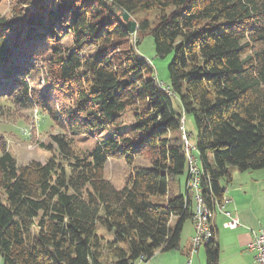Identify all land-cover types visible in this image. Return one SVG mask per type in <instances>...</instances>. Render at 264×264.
<instances>
[{
  "label": "trees",
  "instance_id": "trees-1",
  "mask_svg": "<svg viewBox=\"0 0 264 264\" xmlns=\"http://www.w3.org/2000/svg\"><path fill=\"white\" fill-rule=\"evenodd\" d=\"M133 34L137 48L146 34L156 56H172L168 91L135 53ZM39 59L43 86L32 78ZM3 102L9 117L36 107L60 130L40 143L52 153L44 162L18 164L0 141L2 264L146 262L179 248L191 219L183 114L193 116L208 204L225 193L220 179L229 182L233 169L264 168V0H20L0 15ZM70 134L94 144L76 151ZM140 155L150 166H132ZM108 158L130 167L121 188L103 176ZM202 247L205 264H217L214 237Z\"/></svg>",
  "mask_w": 264,
  "mask_h": 264
},
{
  "label": "rangeland",
  "instance_id": "rangeland-1",
  "mask_svg": "<svg viewBox=\"0 0 264 264\" xmlns=\"http://www.w3.org/2000/svg\"><path fill=\"white\" fill-rule=\"evenodd\" d=\"M20 0H0V15L8 16L11 13L12 7L18 5ZM134 13L133 17L140 18L144 13ZM148 18L153 21L154 16L152 12H149L147 14ZM132 19V18H131ZM134 20V19H133ZM136 32V31H135ZM139 36H137V39ZM136 37L133 34L131 36V43L134 45V51L137 54L142 55L145 59H147L153 69V75H155V78L157 81L161 84H164L165 86L168 83V70H167V64L171 60L172 56L168 55L166 57H158L155 55L154 51V43L152 40V37L150 35L141 34L140 35V42L139 46L137 48L136 43ZM63 44L68 45L69 39L68 37L64 38L62 40ZM92 51V49H87V52ZM86 52V54H87ZM39 53L36 54L38 56ZM39 58V57H38ZM47 59L46 57H43ZM38 70L34 72L32 78L33 80H38L40 84H45V78L43 76L44 69V59L38 60ZM40 70V71H39ZM55 83V82H54ZM41 86V87H42ZM67 103V101H66ZM172 104L174 108H177V100L175 98H172ZM0 105H5L3 102ZM178 109V108H177ZM6 110V109H5ZM4 110V111H5ZM35 110V109H34ZM34 110H29L20 114V117L15 118L9 117L6 112L0 111V117L3 118L5 116V119L0 120V141H2L3 144H5L6 149L15 157L18 164H25L31 160H38L41 162H44L46 159H48L51 156V152H49L46 148L42 147L40 143H43L44 145H50L49 144V133L51 131H59L56 126H53L52 120L48 116H43L39 114L41 111L36 108L37 113ZM36 113V114H34ZM183 120H184V131L189 135V142L190 144L195 143V124L193 120V116L191 114H183ZM124 121L129 122L131 121L130 114L128 113L126 116H124ZM103 136L106 135V132L103 131ZM70 139H72V146L76 149L81 150H87L88 148L92 147L95 140L93 137H87L85 134H70ZM195 154V152H193ZM146 155H140L134 157V161L132 163V166L138 167V166H150V160L147 158ZM208 161L211 162V156L207 155ZM200 162V161H199ZM264 169V168H263ZM260 170V169H259ZM252 171V170H250ZM244 173V172H240ZM130 174V167L126 164L125 160L123 158H108V160L105 163V167L103 170V176L105 179L110 180V182L113 184L115 188H121L125 185V183L128 180ZM179 188L183 190L184 188V175H180L178 178ZM222 186H225L229 184L230 188H234L236 186L234 184V181L227 182V179L225 177L220 179ZM259 199H261L259 196L256 198L255 202L253 203L255 210H263L264 212V205L259 202ZM195 204L192 203V207H194ZM248 210V209H247ZM262 212V213H263ZM246 214V213H245ZM171 224H174V219H172ZM187 226L184 225V235H182V240H180V248L187 247V237H186V230L187 232L190 230V224L187 222ZM98 231L103 232L104 229L98 227ZM107 239H112L114 237L113 234L106 232ZM181 250V249H180ZM177 249H171L167 251H156L154 255L149 259L151 260V264H169L168 260L173 262L177 261V258L175 256H167L168 254L175 253L177 256L180 255L181 251ZM199 254L203 255V247L200 246ZM148 260V261H149ZM146 261V262H148ZM196 261V258H195ZM0 264H2L1 256H0ZM142 264H145L142 262ZM194 264V259H193Z\"/></svg>",
  "mask_w": 264,
  "mask_h": 264
},
{
  "label": "crops",
  "instance_id": "crops-1",
  "mask_svg": "<svg viewBox=\"0 0 264 264\" xmlns=\"http://www.w3.org/2000/svg\"><path fill=\"white\" fill-rule=\"evenodd\" d=\"M232 181L236 185L234 188H230L229 184L224 186L226 195L231 200L226 207L235 212L240 226L235 229L224 228L222 223L225 217L218 212L214 213L212 226L214 228V239L219 247L217 264H254V253L247 248V245L252 238V232L264 226L263 210L253 208V203L258 196L261 198L259 202L264 205V169L245 171L244 173L233 169L230 182ZM187 222L190 224V230L188 232L186 230L187 247L180 248L179 244L180 255L177 254L176 256L175 253H171L167 256L177 258L174 264H193V259L194 264H205L204 250L202 257L199 254L200 247L193 253L190 252L191 238L194 231L191 219L184 222L180 240L184 235V225L187 226ZM100 233L105 234V231ZM167 260L169 264H173L169 259ZM151 262L149 260L145 264H151Z\"/></svg>",
  "mask_w": 264,
  "mask_h": 264
},
{
  "label": "built area",
  "instance_id": "built-area-1",
  "mask_svg": "<svg viewBox=\"0 0 264 264\" xmlns=\"http://www.w3.org/2000/svg\"><path fill=\"white\" fill-rule=\"evenodd\" d=\"M161 87L168 91L164 84L159 83ZM180 130L182 133L183 149L187 163L186 189L190 192L191 221L193 224V237L191 238L190 252L193 253L203 244L208 243L214 237V228L212 226L214 213L218 212L225 217L222 223L224 228L235 229L240 226L239 219L234 211L227 209L226 205L231 200L226 192L218 200L208 204L203 195L201 185L204 171L201 168L197 151L194 145L189 142V135L184 131V120H181ZM195 152V154L193 153ZM248 249L254 253V264H264V226L252 232V238L247 245ZM145 263L144 258L140 256L136 261L130 264Z\"/></svg>",
  "mask_w": 264,
  "mask_h": 264
},
{
  "label": "water",
  "instance_id": "water-1",
  "mask_svg": "<svg viewBox=\"0 0 264 264\" xmlns=\"http://www.w3.org/2000/svg\"><path fill=\"white\" fill-rule=\"evenodd\" d=\"M122 19L127 21V28L130 33H134L136 31V22L131 19L130 15L128 12H123L122 13Z\"/></svg>",
  "mask_w": 264,
  "mask_h": 264
}]
</instances>
